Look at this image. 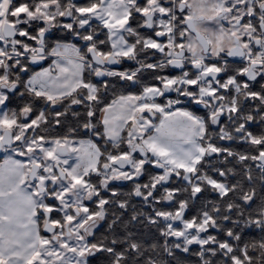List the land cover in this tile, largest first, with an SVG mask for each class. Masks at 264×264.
<instances>
[{
	"label": "snow or ice",
	"instance_id": "obj_1",
	"mask_svg": "<svg viewBox=\"0 0 264 264\" xmlns=\"http://www.w3.org/2000/svg\"><path fill=\"white\" fill-rule=\"evenodd\" d=\"M0 264H264V0H0Z\"/></svg>",
	"mask_w": 264,
	"mask_h": 264
}]
</instances>
